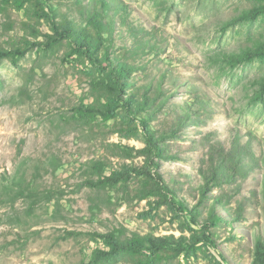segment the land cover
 <instances>
[{"label": "rangeland", "instance_id": "1", "mask_svg": "<svg viewBox=\"0 0 264 264\" xmlns=\"http://www.w3.org/2000/svg\"><path fill=\"white\" fill-rule=\"evenodd\" d=\"M42 3L0 0V264H264V0ZM104 12L102 50L133 69L122 101L105 88L101 59L46 39L63 25L93 36L88 20ZM147 88L160 89L151 109L123 107ZM143 122L162 157L144 155ZM219 147L235 152L241 174L199 201ZM113 173L129 178L97 184ZM18 184L50 194L32 199ZM93 234L183 245L101 256L110 248Z\"/></svg>", "mask_w": 264, "mask_h": 264}, {"label": "trees", "instance_id": "2", "mask_svg": "<svg viewBox=\"0 0 264 264\" xmlns=\"http://www.w3.org/2000/svg\"><path fill=\"white\" fill-rule=\"evenodd\" d=\"M36 5L42 8L43 3L42 0H32ZM100 7H105L108 9V6L105 2L99 1ZM104 9V8H102ZM101 16L91 15L88 22L91 27H93L96 32L93 36L85 33V32H76L73 30L71 26L63 25V26H56L53 28L54 36L49 37L47 36V42L50 43V48L54 46L59 40L62 39H69L72 41L76 52L86 57L92 63H98L99 66H102L101 62H103L108 69V77H109V84L105 86L108 93L112 95L115 100L122 101L121 94L123 93L124 83L131 75L133 69L132 66H129L126 63L117 62L114 64L113 60H111L110 54L108 50H102V44L100 41L102 39L100 32L105 29L104 21H108L107 24L110 26L111 20L107 19V13ZM138 38H142L139 36ZM140 43V42H138ZM142 43V42H141ZM14 54L18 57H22V53L20 51L15 50ZM10 56V54H8ZM4 57V53L0 51V60ZM100 57V58H99ZM101 59V62L99 61ZM245 57L243 56H235L228 59L230 62L239 63L244 60ZM150 93V94H149ZM160 94V89L156 88L151 90V88H147L142 94H140L139 98H136L135 95H129L123 102V107L130 110L132 113L140 114L144 113L146 110L151 109V107L155 104L157 97ZM144 130L145 136V149L144 155H147L148 159L151 161L152 158H159L166 153V149L162 143V139H158L154 136V134L147 128L145 122L141 123ZM182 126V123L180 124ZM179 129V128H178ZM234 151H226L224 148L219 147L214 149V155L212 160H216L215 165L210 169L208 174H203L202 184L198 186L199 192V201H203L208 193L212 191L214 188H221L222 185H227L235 181V177L241 174V170L237 163L235 162L236 157L234 156ZM154 166V163H152ZM94 168L101 171L102 164L96 163L94 164ZM225 173L223 174V172ZM136 173H140L139 171H135ZM142 176H144V180L148 181H155L156 188H159L161 191H173L174 188H170L163 184V180L161 176L156 171L155 173H150V171H142ZM129 176L127 174H112L108 178H104L103 180L98 181V185L100 186H107V185H115L118 182H124L127 180ZM92 184V183H90ZM19 192L25 193L26 197H30L32 199H41L47 198L50 194V191H45L40 193L37 188H31L28 186L23 188L22 186L19 187ZM145 185V182H144ZM17 187V186H16ZM225 197L214 198L213 202L214 205L220 204L224 206L226 202ZM214 215L211 213L209 216V220H213ZM241 218L235 217L234 221H239ZM68 237L77 235V232H67ZM93 237L102 238L104 243L107 247L110 248L108 253L101 252V256H113L117 255L121 252H143L147 251L150 254H155L156 252L160 251L166 246H174L178 248H182V239L179 238L175 239L173 236H165L163 238H153L149 235H145L142 237H134L128 241H121L116 238L112 234L106 235H99L93 234ZM264 254V251H263Z\"/></svg>", "mask_w": 264, "mask_h": 264}]
</instances>
